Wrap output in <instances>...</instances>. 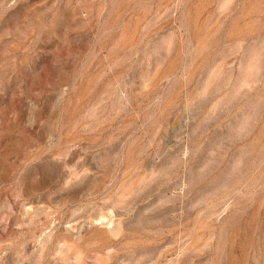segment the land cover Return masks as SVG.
Instances as JSON below:
<instances>
[{
    "label": "rangeland",
    "instance_id": "1",
    "mask_svg": "<svg viewBox=\"0 0 264 264\" xmlns=\"http://www.w3.org/2000/svg\"><path fill=\"white\" fill-rule=\"evenodd\" d=\"M0 264H264V0H0Z\"/></svg>",
    "mask_w": 264,
    "mask_h": 264
}]
</instances>
